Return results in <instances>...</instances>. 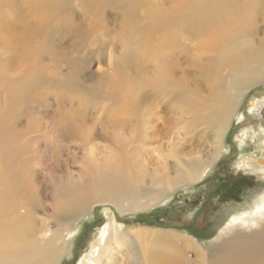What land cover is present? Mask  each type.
<instances>
[{"label": "rangeland", "instance_id": "obj_1", "mask_svg": "<svg viewBox=\"0 0 264 264\" xmlns=\"http://www.w3.org/2000/svg\"><path fill=\"white\" fill-rule=\"evenodd\" d=\"M233 1L225 15L237 25L230 30L228 45L264 52V0H250L249 26L242 14L246 0H237L242 5ZM175 11L181 17L180 41L191 45L206 29L194 22L195 0H0V192L10 191L0 214L5 219L24 216L29 227L15 240L28 236L38 247L69 227L68 246L52 264H76L88 252L107 221V208L123 225L121 231L131 236L143 262L150 251L182 244L184 237L193 245L184 249L183 264H228L264 243L257 224L222 230L232 212L249 207L256 192L264 191L262 173L238 166L246 155L264 161V149L251 136L243 150L239 138L248 122L237 123L252 98L264 97V61L239 77L247 81L222 139L228 150L212 163L207 160L217 148L214 127L191 113L171 118L168 128L140 145L133 141V129L102 128L110 110L119 107L118 101L112 104L119 94L114 80L129 82L122 71L130 69L125 56L136 58L147 33ZM41 16L50 19L48 36L36 33L41 32ZM23 33L37 42L24 55L23 46L16 45ZM51 36L56 48L45 46L46 53L33 58L37 46ZM192 58L190 52L179 55L182 63ZM24 59L28 63L21 66ZM27 66L26 79L6 77V70L17 73ZM191 69L205 93L209 84L231 80L222 60ZM47 88L57 89L48 94V107L37 93ZM78 116L87 118L84 130L77 127ZM249 117L257 131V119ZM172 146L195 152L200 165H208L207 174L197 181L175 178L169 171L177 164L168 156ZM82 180L86 186L71 187ZM60 187L65 188L62 194ZM41 231H46L43 237ZM127 245L118 248L111 264H126Z\"/></svg>", "mask_w": 264, "mask_h": 264}, {"label": "bare ground", "instance_id": "obj_2", "mask_svg": "<svg viewBox=\"0 0 264 264\" xmlns=\"http://www.w3.org/2000/svg\"><path fill=\"white\" fill-rule=\"evenodd\" d=\"M195 2L197 12L194 22L198 26L206 25L205 31L198 35L197 40L187 46L179 38L180 15L175 11L172 15L165 16L161 26L152 28L147 33L143 48L139 49L140 54L136 58H133V55L130 58L125 56L130 69L124 67L122 71L129 82L125 84L119 79L114 80V86L119 94L113 99L112 104L118 101L119 107L116 111L110 110L108 124L101 125L103 129L117 127L133 129L131 133L133 141L140 145L156 138L158 130L168 128L175 116L183 117L182 114H185V112L191 113L196 119L210 123L214 127L217 148L215 153L213 152V156L207 160V162L212 163L213 160H216L217 157L228 150L222 139L228 130L231 118L237 110L243 92V82L247 81V79L241 80L239 77L252 71L264 61V52L251 50L252 48L244 46L245 44L243 47L228 45L227 40L229 39L230 30L237 25V23H232L230 18L225 15L233 6V0H195ZM235 2L240 3L237 0ZM243 2L240 4L242 5ZM249 5H251V1L246 0L244 2L245 9L242 12L244 14L243 21L247 26H249V22L252 24L251 19H253V13L250 11ZM49 21V18L41 16V32L36 31V33L50 35L48 31ZM33 37L23 33L21 39L17 41L16 45L23 46L21 47L22 55L29 51V46L37 44L36 41L31 40ZM42 42L41 45L37 46L39 49L35 51L33 58L46 53L42 49L45 46L56 48L53 46V36ZM189 52L193 56L191 62L182 63L179 59L180 53L188 55ZM211 52H214L215 55H210ZM141 56L143 60L138 61ZM221 60L228 64L231 80L229 82L219 80V82L209 84L206 88L207 93H205L198 81L195 80L194 76L196 74L193 73L191 67H204L206 61L218 63ZM25 63H28V61L24 59L21 66ZM27 68L28 66L22 69L21 72L15 70L17 73L6 70V77L10 80L18 77L26 79L27 77L23 76L26 74ZM187 71H190V75ZM25 86L29 85L25 84ZM51 88L37 91L41 96L40 102L47 107L48 94L57 92V89ZM249 116L257 119V131L251 128L252 118ZM237 118L239 124L241 121L248 122L247 124L243 123L241 128L242 137L237 136L243 150L246 148L247 140L251 136H256L253 142H256V145L260 143L257 147L264 149V97L252 98L246 112L237 116ZM77 120L79 130L87 128L85 125L87 118L85 116H78ZM63 125L66 131V125ZM115 133L118 136L120 135L118 131ZM238 134H240V131ZM175 148L177 147L172 146L168 155L176 159L177 164L173 168L174 171L173 169L169 170L174 173L175 178L185 177L188 181H197L207 174V171H209L206 170L208 165H200L195 152L183 153ZM158 155L162 157L160 153ZM183 156L186 157V160L181 159ZM242 158L238 163L239 167L247 166L249 169L257 170L264 176V161L262 159L260 161L258 159V163L255 158H248L247 155ZM168 169L164 166L162 172H166ZM78 179H81V177ZM76 181L78 180L76 179ZM86 185L87 182L82 180L81 183L71 187L80 189ZM60 188L62 194L65 188ZM9 193L10 191L7 190L0 192V206L5 200L4 197L8 196ZM111 211L113 212L108 208L105 211L107 221L96 233L88 252L85 255H80L76 264H111L115 259L118 248L126 243H128L126 264H183L184 249L193 245L192 239L184 237L182 244L170 245L162 252L157 251L160 247L155 251H150L149 256L143 262L131 236L121 231L123 225L118 223L116 216ZM3 215L4 213L0 214V249H3L0 252V264H52L61 251L68 246V242L65 240L66 236L72 233L69 227H65L59 234L53 235L46 246H36L32 241H29L28 236L26 240L16 241V234L20 232L23 236V231L26 227H29L27 219L24 216L17 215L10 218L6 216L5 219ZM260 217H264V191L256 192L249 207L232 212L222 230L225 231L234 225L251 228V226L257 224L260 226L261 231H264V221L260 220ZM227 231L229 232V230ZM63 232H66L64 236ZM40 233L43 237L46 231ZM159 234L155 239L160 238ZM250 249L253 250L247 249L243 253V257L241 256L239 260L231 261L228 264H264V243L250 247ZM201 254H203L202 251L199 252L200 257Z\"/></svg>", "mask_w": 264, "mask_h": 264}, {"label": "water", "instance_id": "obj_3", "mask_svg": "<svg viewBox=\"0 0 264 264\" xmlns=\"http://www.w3.org/2000/svg\"><path fill=\"white\" fill-rule=\"evenodd\" d=\"M237 128H238V124H236V126L233 128V131H235ZM229 139H230V138H229ZM232 146H233V145H232ZM233 147H234V146H233ZM233 151H234V149H233ZM231 157H232V156H230V158H229L228 160H230ZM228 160H225L224 162H227Z\"/></svg>", "mask_w": 264, "mask_h": 264}]
</instances>
